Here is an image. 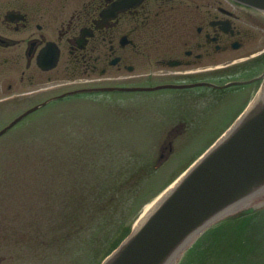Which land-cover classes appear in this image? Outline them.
Instances as JSON below:
<instances>
[{"label":"flooded vegetation","instance_id":"af4514ba","mask_svg":"<svg viewBox=\"0 0 264 264\" xmlns=\"http://www.w3.org/2000/svg\"><path fill=\"white\" fill-rule=\"evenodd\" d=\"M263 70L264 14L231 0H0V95L22 104L116 87L160 94L179 107L173 118H207L220 106L231 117ZM202 82L215 87L151 90ZM22 87L37 88L15 93Z\"/></svg>","mask_w":264,"mask_h":264},{"label":"rangeland","instance_id":"374dc122","mask_svg":"<svg viewBox=\"0 0 264 264\" xmlns=\"http://www.w3.org/2000/svg\"><path fill=\"white\" fill-rule=\"evenodd\" d=\"M261 46L262 43L260 42L255 45L252 44L254 49ZM35 88L37 87H22L16 93L20 94ZM99 96L110 100H107L108 103H97L84 101L81 95L69 96L66 99L51 102L48 106L28 116V120L33 122L37 118L45 120L71 118L64 126L66 130L75 131V148L89 152L83 153L85 161L90 157L89 154L94 151L104 152L102 154L104 155L103 159L108 158L110 152L128 151L142 154L151 152L153 157L149 164V170L153 172V175L154 173L156 175L149 182V188L141 194V199L146 201L155 197L172 179L186 169L192 160L217 140L220 134L236 119L233 118L234 116H226L221 106L211 110L210 115L200 121L199 118L188 119V124L183 133L185 136H182L183 134L179 136L181 134L179 133L173 137L171 142L175 150L171 153H165L162 160L163 151L161 147L170 141V129L187 119L173 118L179 107L163 101L160 94L109 93ZM117 99L123 101H114ZM243 106V102H237L235 113L238 114ZM0 111L3 110L0 109ZM19 111L20 108L10 107L5 112H0V130L11 122ZM221 113L225 116L221 117ZM28 120L21 122L0 138V264H72L73 253L67 255L66 253L69 252L62 250L60 254H49L39 248L29 251L28 242L23 240L24 237L26 238L23 232L28 228L26 224L31 215L32 205L39 196L36 191L33 192L34 186L32 187L29 183L28 171L30 167L35 168L32 164H38V160H44L47 156L63 157L67 155V153L60 151L63 149L61 146L63 140L58 145L60 142L58 134L53 135V138L48 140L46 145L39 144L28 147V145L22 146V144L17 145L16 143L15 145L10 144L12 136L19 132ZM186 132L188 133L185 134ZM16 137H19V134ZM71 148H69L70 152L79 155L74 153ZM126 154L121 153L119 155L125 158ZM15 155H22V160L18 163L10 162L9 158L15 159ZM157 164H159L158 168H156ZM20 210L22 213H19ZM136 212L137 210L126 215L124 212V216L121 215V220H123H120L121 222H118L116 227L110 228L112 232L107 239L106 235L109 230L104 233L100 239L103 245H98V253L86 264H94L101 255L106 254L113 247L117 240L121 239L124 231L132 227ZM17 217L20 219V224L12 225ZM1 224L4 226L1 227ZM12 228H15L16 232L9 234ZM38 231H41V227L38 228ZM31 235L29 238H32ZM26 246L28 249H25ZM259 247L260 245L257 244L254 246L255 254L259 256L257 263L263 262V254H260L261 247ZM61 249L65 248L62 246ZM246 250L244 248L241 252H247ZM31 255L37 258L32 259ZM47 256L51 260L39 262L46 260Z\"/></svg>","mask_w":264,"mask_h":264},{"label":"water","instance_id":"95a60500","mask_svg":"<svg viewBox=\"0 0 264 264\" xmlns=\"http://www.w3.org/2000/svg\"><path fill=\"white\" fill-rule=\"evenodd\" d=\"M237 1L264 8L254 0ZM43 105L15 118L0 137ZM263 208L264 83L243 114L102 264H176L207 227Z\"/></svg>","mask_w":264,"mask_h":264},{"label":"trees","instance_id":"16d2710c","mask_svg":"<svg viewBox=\"0 0 264 264\" xmlns=\"http://www.w3.org/2000/svg\"><path fill=\"white\" fill-rule=\"evenodd\" d=\"M14 157L9 158V161L18 163L22 160V155ZM37 163L40 164L38 167L31 166L28 171L29 183L34 186L33 192L39 195L28 218L33 234L29 243L45 251H52L58 245L66 249L69 246L75 250L80 248L79 255L85 261L92 254L87 246L101 245L100 239L104 233L109 230L107 239L112 232L110 228L123 220L121 215L126 204L139 191V185L130 181L128 173L144 163L135 157L125 169L126 172L117 174V169L111 170L110 179L106 168L99 171L73 168V171L56 168V160H38ZM67 178H71L72 182L62 185ZM17 220L20 221L19 217ZM16 223L19 225V222ZM39 227L41 231H38Z\"/></svg>","mask_w":264,"mask_h":264},{"label":"bare ground","instance_id":"6f19581e","mask_svg":"<svg viewBox=\"0 0 264 264\" xmlns=\"http://www.w3.org/2000/svg\"><path fill=\"white\" fill-rule=\"evenodd\" d=\"M154 204L153 205H151V206H148L147 208H146V211L143 213V215L141 216V219L139 220V223H138V225H140L144 220H145V218L148 216V214L154 209Z\"/></svg>","mask_w":264,"mask_h":264}]
</instances>
